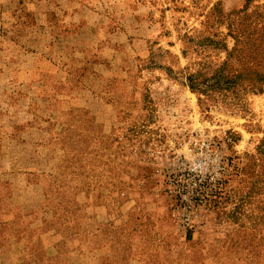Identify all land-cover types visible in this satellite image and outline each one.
<instances>
[{
	"label": "rangeland",
	"instance_id": "obj_1",
	"mask_svg": "<svg viewBox=\"0 0 264 264\" xmlns=\"http://www.w3.org/2000/svg\"><path fill=\"white\" fill-rule=\"evenodd\" d=\"M47 1L0 39V264H264V0Z\"/></svg>",
	"mask_w": 264,
	"mask_h": 264
},
{
	"label": "crops",
	"instance_id": "obj_2",
	"mask_svg": "<svg viewBox=\"0 0 264 264\" xmlns=\"http://www.w3.org/2000/svg\"><path fill=\"white\" fill-rule=\"evenodd\" d=\"M36 2H41L42 4H45V2H48L47 0H35ZM12 3H18V6L20 5L22 8H23V10H22V13H21V15L25 12V11H27L26 9V4H27V0H0V6H1V4L3 5V13H2V17H3V19L4 18H6V17H8L7 19H9L11 22H12V25L11 26H8V27H6L5 26V23L3 22L2 23V26H1V29H0V36H2V37H0V39H2V41L4 42V43H9V44H14V43H12V39H11V31L13 30V28H18V29H21V28H24V26H27L28 24H29V22L27 21V20H25V21H23V22H17V21H12L11 20V18H15L16 17V19H21V15H20V17L19 16H17V13H13V14H11L10 15V13H11V11L10 10H8V9H10V6L12 5ZM17 11V10H16ZM5 13V14H4ZM51 17L52 18H54L53 16H51V14H50V12H49V15H48V19H51ZM15 19V20H16ZM22 20V19H21ZM46 19H44V21H45ZM48 25V28H49V30L48 31H45V32H43L42 34L43 35H47V34H50V35H56L57 34V32L55 31V29L57 28V27H52L51 28V26L49 25V24H45V27ZM3 27V28H2ZM22 30V33L24 32V29H21ZM37 32H39V31H37ZM37 32H35V33H33V32H28V34H30V36H36V35H38L37 34ZM40 34V33H39ZM39 36V38L41 39V38H43V37H41L40 35H38ZM37 38L38 37H36V40H37ZM52 42L53 43H57V39H54V40H52ZM20 49H23V50H28V46H23V47H20ZM40 50H42V47H40ZM102 210V209H101ZM101 210H98L99 211V213L100 212H102ZM91 213H93V211H91ZM103 223V222H102ZM106 223H108V221H106ZM100 225V224H99ZM102 225V224H101ZM106 225V224H105ZM102 227H99V229H101Z\"/></svg>",
	"mask_w": 264,
	"mask_h": 264
},
{
	"label": "trees",
	"instance_id": "obj_3",
	"mask_svg": "<svg viewBox=\"0 0 264 264\" xmlns=\"http://www.w3.org/2000/svg\"><path fill=\"white\" fill-rule=\"evenodd\" d=\"M256 1H258V0H248V4H253V3H255ZM263 17V19H264V15L262 16ZM239 47V46H238ZM236 48H237V46H236ZM261 74H263V76L260 78V81H259V84H260V92H264V64L262 65V67H261V72H260V75ZM221 77H223V73L222 72H220V74H214L212 77H211V79L210 80H208L207 81V83H209V85L211 86V83H212V85H213V83L214 82H216V84L218 85H220L221 86V89H224V90H228V89H230V85H232V84H236V81H235V79H228V80H226V79H224V78H221ZM224 80H226V81H224ZM190 83H191V85H192V90L193 91H198V90H196L195 89V86L193 85V76H190ZM218 85V86H219ZM253 87L255 88L256 87V85H253ZM55 207V206H54ZM71 212V214H73L74 213V211L73 210H71L70 211ZM44 213V212H43ZM59 222H58V217H56V222H55V224H53L52 226H56V227H58V224ZM75 227H76V229H75ZM73 226L72 224H71V227H70V231H73V230H75V231H79V229H80V227L81 226ZM83 227H84V232L82 231V232H77V233H75V234H81L80 236H82L83 237V239H84V236H85V234H86V232H85V228H86V223L84 222V224H83ZM57 233H59L58 231L56 232V234ZM57 245H59L60 246V243H57Z\"/></svg>",
	"mask_w": 264,
	"mask_h": 264
}]
</instances>
